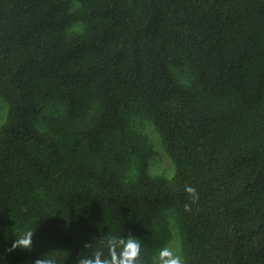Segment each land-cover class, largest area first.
<instances>
[{
	"label": "trees",
	"instance_id": "1",
	"mask_svg": "<svg viewBox=\"0 0 264 264\" xmlns=\"http://www.w3.org/2000/svg\"><path fill=\"white\" fill-rule=\"evenodd\" d=\"M0 98V264L111 234L151 264L173 229L186 264H264V0H0ZM21 227L32 248L7 251Z\"/></svg>",
	"mask_w": 264,
	"mask_h": 264
},
{
	"label": "clouds",
	"instance_id": "2",
	"mask_svg": "<svg viewBox=\"0 0 264 264\" xmlns=\"http://www.w3.org/2000/svg\"><path fill=\"white\" fill-rule=\"evenodd\" d=\"M82 25H76L73 31H81ZM186 191L194 192L192 188ZM34 231L31 227H21L11 242L7 251L30 250L33 244ZM141 240L131 234L120 236L106 235L99 239L96 250L87 256L76 258V264H144L142 259ZM87 244V243H85ZM105 249L107 254H105ZM47 253V252H46ZM41 254L30 264H58L55 256ZM151 264H186V258L181 251L180 238L157 249L150 257Z\"/></svg>",
	"mask_w": 264,
	"mask_h": 264
},
{
	"label": "rangeland",
	"instance_id": "3",
	"mask_svg": "<svg viewBox=\"0 0 264 264\" xmlns=\"http://www.w3.org/2000/svg\"><path fill=\"white\" fill-rule=\"evenodd\" d=\"M71 7H74V3H71ZM61 102L49 101L45 103L48 106L47 110L38 109L37 112L29 117L28 123L35 128L37 131L42 132L44 130V116L45 115H59L63 114L66 110L65 105ZM7 116V107L2 98H0V125L5 121ZM146 123V124H145ZM143 126H138V129L147 134L150 138L151 145L153 147V156L148 164V173L151 176L164 177L166 179H171L174 175L173 164L168 157V155L163 150L159 136L157 132L145 121ZM174 230V239L177 237V229ZM173 239V240H174Z\"/></svg>",
	"mask_w": 264,
	"mask_h": 264
}]
</instances>
